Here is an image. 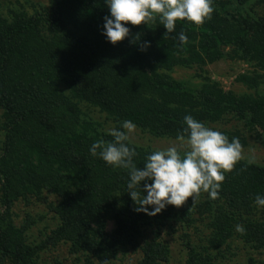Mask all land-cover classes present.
I'll list each match as a JSON object with an SVG mask.
<instances>
[{
	"label": "trees",
	"instance_id": "1",
	"mask_svg": "<svg viewBox=\"0 0 264 264\" xmlns=\"http://www.w3.org/2000/svg\"><path fill=\"white\" fill-rule=\"evenodd\" d=\"M49 2L33 15L24 7L0 13V264H41L44 252L61 245L84 264H114L130 252L142 255L139 264H168L164 230L181 235L185 264H223L240 245L263 252L264 208L255 196L264 195V165L239 161L225 173L217 199L202 192L194 204L190 197L150 216L134 210L130 170L106 165L89 149L112 141L106 127L121 128L125 120L143 134L177 140L186 115L242 147L247 138L264 140V0H213L203 25L177 23L185 45L159 20L129 24V37L112 45L101 34L105 0ZM223 61L253 69L235 80L245 93L208 79L194 90L171 76L195 69L203 77ZM227 124L237 129L215 127ZM129 146L143 169L155 150ZM18 203L47 205L58 225L30 244L26 235L35 223L27 215L16 224Z\"/></svg>",
	"mask_w": 264,
	"mask_h": 264
},
{
	"label": "clouds",
	"instance_id": "2",
	"mask_svg": "<svg viewBox=\"0 0 264 264\" xmlns=\"http://www.w3.org/2000/svg\"><path fill=\"white\" fill-rule=\"evenodd\" d=\"M109 15L104 17L101 34L107 42L116 45L129 37L130 27L159 20L167 30L174 34L180 45L188 43L183 30L176 32L180 21L203 25L212 18L213 0H105ZM149 46L145 42V47ZM186 127L178 133L177 140L186 144L187 150L181 153L176 146L153 151L146 157L144 168H139L133 158L135 148L129 146L130 134L136 125L130 121L122 122L121 128L111 129L112 141H96L89 149L93 157L99 156L106 165L129 169L127 193L135 203L137 213L155 216L167 206L180 207L192 198L194 204L201 193L210 199L219 197V190L225 180V173L231 172L242 160V145L238 138L231 141L222 132L214 130L205 123L186 115ZM143 185V187H142ZM255 204L264 208V195L255 196ZM236 230L243 233L241 225ZM107 264V262H105Z\"/></svg>",
	"mask_w": 264,
	"mask_h": 264
},
{
	"label": "rangeland",
	"instance_id": "3",
	"mask_svg": "<svg viewBox=\"0 0 264 264\" xmlns=\"http://www.w3.org/2000/svg\"><path fill=\"white\" fill-rule=\"evenodd\" d=\"M18 1L19 3L16 0H0V13H6L9 9H14L13 7L16 9L24 7L29 15H33L36 8H47L50 5L49 0ZM250 71H253V69L246 63L223 61L207 67L206 74L201 75L203 77H199L200 72L195 69H177L171 76L177 81L184 82L189 88L194 90H200L205 79H208L212 82L220 83L226 92L233 91L237 94H242L247 91V88L241 84H237L235 80L239 75ZM261 90L264 91V86ZM215 127L219 130L226 129L227 131H235L237 129L236 124ZM112 128V126L106 127L108 130ZM247 140V147H242L241 161L264 165V140L261 139L260 142H256L254 138H247ZM130 141L137 146L148 147L155 151L165 150L171 146H176L181 152L187 150V145H181V142L178 140L156 139L149 134H143L137 128L134 133L130 134ZM49 201L55 202L56 200L53 196H49ZM13 211L17 215L15 221L18 226L24 223L27 215H30L34 221L35 224L26 235L30 244H38L43 241L45 239L43 236L44 232L55 229L58 225L57 219L48 213L47 205L34 204L33 206L25 207L23 203H18ZM113 229L114 226L110 225L109 230ZM162 238L170 245L172 251L170 263L168 264H185L187 250L184 247L181 235H173L169 230H164ZM68 247L61 245L57 248H49L42 254L41 264H84L83 261H78L69 254ZM249 258H254L259 264H264V251L257 253L251 249H245L240 245L239 249L234 251L233 258H229L226 262L223 261V264H246ZM141 260L142 255L140 253L130 252L126 257L120 256L118 260L114 261V264H139Z\"/></svg>",
	"mask_w": 264,
	"mask_h": 264
}]
</instances>
